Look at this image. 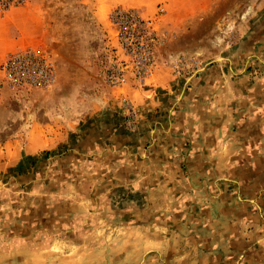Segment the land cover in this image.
Here are the masks:
<instances>
[{
  "label": "rangeland",
  "instance_id": "rangeland-1",
  "mask_svg": "<svg viewBox=\"0 0 264 264\" xmlns=\"http://www.w3.org/2000/svg\"><path fill=\"white\" fill-rule=\"evenodd\" d=\"M1 23L0 264H264V0H0Z\"/></svg>",
  "mask_w": 264,
  "mask_h": 264
},
{
  "label": "crops",
  "instance_id": "crops-1",
  "mask_svg": "<svg viewBox=\"0 0 264 264\" xmlns=\"http://www.w3.org/2000/svg\"><path fill=\"white\" fill-rule=\"evenodd\" d=\"M16 15H17V13H16L15 9H12L8 12L7 15H5V18L3 17L2 21H5V19H7V18H8V20H10L11 16L12 17L14 16L13 18H15ZM6 30H7V28L4 25V23L3 24L1 23L0 24V56L10 46H12L14 44H20V42H21L20 37L15 38V39L8 38L6 36Z\"/></svg>",
  "mask_w": 264,
  "mask_h": 264
},
{
  "label": "built area",
  "instance_id": "built-area-1",
  "mask_svg": "<svg viewBox=\"0 0 264 264\" xmlns=\"http://www.w3.org/2000/svg\"><path fill=\"white\" fill-rule=\"evenodd\" d=\"M123 15L126 16L129 19L136 20L137 22H135V23H137V24H139L141 26H144L146 24V22L143 19H141L140 17L136 16V14H134V13L133 14H131V13H120V17H122ZM127 27H128V24H124L123 26L120 25V35L121 36L124 37L126 35V33L128 32V30L126 29Z\"/></svg>",
  "mask_w": 264,
  "mask_h": 264
}]
</instances>
